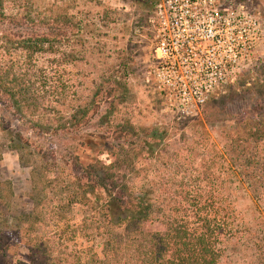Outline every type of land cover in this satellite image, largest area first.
Wrapping results in <instances>:
<instances>
[{
	"label": "trees",
	"instance_id": "obj_1",
	"mask_svg": "<svg viewBox=\"0 0 264 264\" xmlns=\"http://www.w3.org/2000/svg\"><path fill=\"white\" fill-rule=\"evenodd\" d=\"M36 2L0 0V142L31 206L0 180V264H220L240 194L263 215L264 82L222 92L172 152L168 128L119 117L127 60L104 72V11Z\"/></svg>",
	"mask_w": 264,
	"mask_h": 264
},
{
	"label": "rangeland",
	"instance_id": "obj_2",
	"mask_svg": "<svg viewBox=\"0 0 264 264\" xmlns=\"http://www.w3.org/2000/svg\"><path fill=\"white\" fill-rule=\"evenodd\" d=\"M42 0H37L40 4ZM74 3L77 11L95 17L104 11V72L116 63L117 59L127 60L129 95L127 102L121 107L119 117L130 119L139 127L160 126L169 129L171 138L170 151L182 146L183 134L188 135L195 121L206 113L207 106L223 92L224 95L233 90L247 88L250 83L264 82V0H220L219 5L233 8L240 19L239 29H245V44L237 45V55L240 60L238 72L233 82L222 91L214 93L208 101L202 115L198 118L179 120L168 113L160 96L146 83L148 67L154 49L153 29L150 19L153 9L140 7L133 0H66ZM45 3V2H44ZM42 2V4H44ZM92 69L91 66L69 67V76L80 79L90 86L88 79H83V73ZM79 77V78H78ZM243 88V89H244ZM87 95V92L84 94ZM245 99V98H244ZM243 101V100H242ZM231 102L227 106L236 110L246 102ZM222 106V105H221ZM0 142V180L10 182L15 193L14 202L22 209L29 210L26 194L28 187V169L23 168L16 155L3 149ZM102 160L106 157L102 156ZM236 207L246 222L245 231L235 235L225 245V252L220 264H264V257L255 245L263 239L260 231L264 230V209L256 208L246 195L238 197Z\"/></svg>",
	"mask_w": 264,
	"mask_h": 264
},
{
	"label": "built area",
	"instance_id": "obj_3",
	"mask_svg": "<svg viewBox=\"0 0 264 264\" xmlns=\"http://www.w3.org/2000/svg\"><path fill=\"white\" fill-rule=\"evenodd\" d=\"M152 1L154 49L146 83L174 118H198L211 96L233 82L245 29H237L236 11L220 0Z\"/></svg>",
	"mask_w": 264,
	"mask_h": 264
}]
</instances>
